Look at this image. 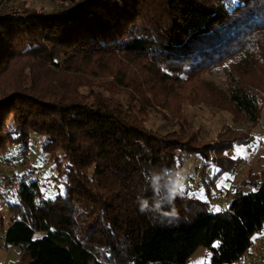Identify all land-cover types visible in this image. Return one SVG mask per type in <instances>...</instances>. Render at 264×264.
Instances as JSON below:
<instances>
[{"label":"trees","instance_id":"trees-1","mask_svg":"<svg viewBox=\"0 0 264 264\" xmlns=\"http://www.w3.org/2000/svg\"><path fill=\"white\" fill-rule=\"evenodd\" d=\"M61 1L56 12L0 20V159L27 155L36 132L65 186L47 197L24 183L4 247L22 249L17 264H189L201 246L210 264L239 261L264 227V170L214 213L211 184L202 197L167 182L212 145L174 119L181 129L147 122L155 103L172 109L182 75L222 67L229 103L258 123L264 0ZM237 136L217 148L246 144Z\"/></svg>","mask_w":264,"mask_h":264},{"label":"rangeland","instance_id":"rangeland-1","mask_svg":"<svg viewBox=\"0 0 264 264\" xmlns=\"http://www.w3.org/2000/svg\"><path fill=\"white\" fill-rule=\"evenodd\" d=\"M13 1L34 13L56 12L60 7L67 5V2L64 3L61 0ZM131 70L133 72L136 69L131 67ZM136 73L138 75V71ZM182 77L186 81L180 83V86H182L178 90L180 94L176 100H173L172 109L162 108L155 103V110L151 111L147 124L155 130L165 132L181 129L180 123L186 133L199 134L200 138L197 140V144L212 145L209 156L205 159L206 161L209 160L210 164L206 166L205 174L202 176L199 196H205L208 183L211 184L210 188L220 193L230 188L234 189L237 184L241 183L243 185L250 177V173L263 171L264 98H262L260 104L258 123H249L242 117L243 115L234 109L226 97L227 78L222 67H216L191 76L185 74ZM119 96L125 99L126 91L122 90ZM176 110L178 114L173 112ZM173 119L179 123L172 122ZM234 131L235 134L232 135ZM239 132L247 137L246 144L236 143L228 149H218L222 144H218V146L216 144L221 138L238 137ZM45 139L47 138L32 132L29 153L24 156L16 153L15 158L9 161L16 165V170L10 172L0 167V183L1 180L11 175V178L8 179L10 181L9 189L0 184V264H17L22 257V249L19 246L4 247L6 245L4 233L12 224L10 204L16 198L17 191L21 186L24 183L36 181L47 197H55L65 190V186L61 182L63 179L62 177L59 178L58 170L55 167L56 161L51 160L50 154L45 153L43 150ZM20 146L23 148V144H20ZM214 149L216 150L215 159H211L210 155L213 154ZM229 158L238 160L236 169H228L218 178L217 172L221 168H225L224 163H227ZM186 160L180 165L175 174L173 173L167 178V182L171 186L184 194L189 193L191 177L195 173L197 165L203 163L204 157L192 155ZM30 166L32 168L29 169ZM13 186L14 188L10 190V187ZM206 250L204 246L199 247L192 255L190 262L192 264H208L209 258L208 261H205ZM263 254L264 250L262 251ZM245 256L248 260L247 262L243 260L244 264H251V258L248 255ZM261 258L263 259V256ZM262 261L263 263H260L264 264V260ZM236 264L239 263L236 262Z\"/></svg>","mask_w":264,"mask_h":264},{"label":"built area","instance_id":"built-area-1","mask_svg":"<svg viewBox=\"0 0 264 264\" xmlns=\"http://www.w3.org/2000/svg\"><path fill=\"white\" fill-rule=\"evenodd\" d=\"M36 13L31 12L26 7L19 5L17 2L13 0H0V20L6 17H30L35 15ZM215 152L216 150H213V154L210 155L211 159H215ZM206 161V160H205ZM31 165V163L29 162ZM210 164V161L207 160L206 162L203 161V163H199L196 167L195 173L191 177V183L189 186V193L193 196L199 194V190L202 184V176L205 174L206 166ZM0 167L4 168L5 171L14 172L16 170V165L12 162L0 160ZM32 168V166L29 167V169ZM11 178V175H9L6 179L1 180L0 183L5 188L9 189L10 181L8 179ZM14 188L10 187V190ZM233 189H228L226 191L217 193L214 189L210 188L208 193L206 194L207 200L210 202V210L214 213H218L216 211L217 208H219V211L227 210L230 206L231 199H232ZM264 250V232H261L260 234L256 235L252 243L250 245V248L248 249L247 253L248 256L251 258L253 264H259L258 258L262 254V251Z\"/></svg>","mask_w":264,"mask_h":264},{"label":"crops","instance_id":"crops-1","mask_svg":"<svg viewBox=\"0 0 264 264\" xmlns=\"http://www.w3.org/2000/svg\"><path fill=\"white\" fill-rule=\"evenodd\" d=\"M234 157V156H233ZM237 157V156H236ZM221 177V176H220ZM220 177H218V178H220ZM263 230H264V227H263ZM262 230V231H263ZM4 235H5V233H4ZM207 249V248H206ZM206 258H205V261H208V258H209V263L208 264H210V253H209V251H208V249L206 250ZM245 255H247V254H245ZM244 255V257H242L239 261H236L237 263H239V264H244V261L245 262H247V258H246V256ZM190 260H191V258H190ZM244 260V261H243ZM236 262L235 263H233V264H236ZM261 263H263V261H262V259H261ZM189 264H192L190 261H189ZM251 264H252V262H251Z\"/></svg>","mask_w":264,"mask_h":264},{"label":"snow or ice","instance_id":"snow-or-ice-1","mask_svg":"<svg viewBox=\"0 0 264 264\" xmlns=\"http://www.w3.org/2000/svg\"><path fill=\"white\" fill-rule=\"evenodd\" d=\"M219 210H220L219 208L216 209V211H219Z\"/></svg>","mask_w":264,"mask_h":264}]
</instances>
